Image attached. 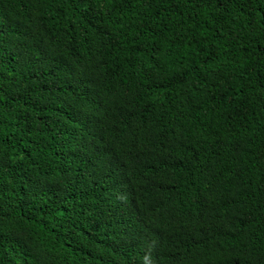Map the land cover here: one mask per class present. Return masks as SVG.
Listing matches in <instances>:
<instances>
[{"label":"trees","instance_id":"trees-1","mask_svg":"<svg viewBox=\"0 0 264 264\" xmlns=\"http://www.w3.org/2000/svg\"><path fill=\"white\" fill-rule=\"evenodd\" d=\"M0 264H264V0H0Z\"/></svg>","mask_w":264,"mask_h":264}]
</instances>
